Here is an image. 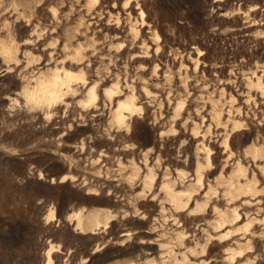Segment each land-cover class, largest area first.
<instances>
[{"label":"rangeland","instance_id":"374dc122","mask_svg":"<svg viewBox=\"0 0 264 264\" xmlns=\"http://www.w3.org/2000/svg\"><path fill=\"white\" fill-rule=\"evenodd\" d=\"M185 262L264 264V0H0V264Z\"/></svg>","mask_w":264,"mask_h":264},{"label":"bare ground","instance_id":"6f19581e","mask_svg":"<svg viewBox=\"0 0 264 264\" xmlns=\"http://www.w3.org/2000/svg\"><path fill=\"white\" fill-rule=\"evenodd\" d=\"M65 72V71H64ZM74 77L69 74V73H65V77L62 79H55L51 84L48 85H43L40 87V93L38 95L31 94L29 97H27L29 99V101L33 102V104H35L38 98H40V101L43 103H51L56 101L59 98V92L61 91L59 89V86L62 85H66L67 83L69 84L70 82H72V79ZM82 78V77H81ZM262 79V78H261ZM260 79V80H261ZM258 80V79H257ZM259 80V81H260ZM261 85V84H260ZM67 86V85H66ZM113 91V90H111ZM111 91H109V93H111ZM34 93V92H33ZM112 95V94H111ZM134 95V94H133ZM91 96H92V101L96 100V93H95V88H93L91 90ZM38 97V98H37ZM53 104V103H52ZM50 105V104H49ZM138 111L137 106L135 104V102L133 100H127V101H120L118 103V108L115 112L114 115V120L117 124L123 126V124L126 123V119L128 117H133L134 113H136ZM245 188V187H244ZM93 221V220H92ZM224 223V222H223ZM79 224L83 225V222L81 221V219H79ZM100 225V224H99ZM108 226V223L106 224V227ZM224 227V226H223ZM250 228V227H249ZM254 228V227H253ZM249 239V238H248ZM253 240V239H252ZM51 255H52V251L50 250L48 253V258L49 260H51ZM238 256V255H237ZM180 260V259H178ZM176 261V260H175ZM184 261V260H183ZM182 262V261H181ZM50 264V263H49ZM184 264H188L187 262H185Z\"/></svg>","mask_w":264,"mask_h":264}]
</instances>
